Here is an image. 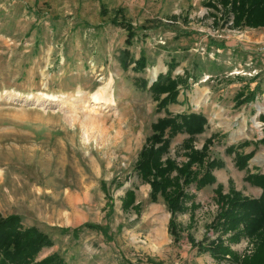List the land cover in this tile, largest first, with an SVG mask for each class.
I'll return each mask as SVG.
<instances>
[{
	"label": "rangeland",
	"instance_id": "rangeland-1",
	"mask_svg": "<svg viewBox=\"0 0 264 264\" xmlns=\"http://www.w3.org/2000/svg\"><path fill=\"white\" fill-rule=\"evenodd\" d=\"M218 1L0 0V217L19 215L53 239L38 260L58 253L71 264H219L187 236H217L209 227L220 186L224 194L262 193L246 178L264 174V146L256 145L264 137V28H233L221 5L209 6ZM122 22L135 32L130 47ZM141 56L146 69L134 72ZM172 61L178 101L158 110L149 88ZM167 112L203 114L208 124L192 145L211 139L209 159L224 164L213 185L188 189L198 208L178 215L177 243L167 204L151 200L135 171L152 125ZM189 138L179 133L168 156L185 162ZM250 153L241 169L237 155ZM127 190L138 213L122 208ZM87 223L108 227L112 239Z\"/></svg>",
	"mask_w": 264,
	"mask_h": 264
},
{
	"label": "trees",
	"instance_id": "trees-1",
	"mask_svg": "<svg viewBox=\"0 0 264 264\" xmlns=\"http://www.w3.org/2000/svg\"><path fill=\"white\" fill-rule=\"evenodd\" d=\"M219 4H209L219 9H224L225 17L233 18V28H264V0H219ZM228 22V20H226ZM117 23L116 21L114 22ZM127 31L126 44L131 46L135 32L130 23L122 22ZM128 55V51H125ZM133 62H131L132 64ZM125 62V67H129ZM147 61L141 56L133 67L134 72H142L146 69ZM178 66L172 61L168 73L160 75L158 80L149 88L154 98L158 101V110L167 108L169 104L176 103L180 93L181 85L179 78H172V70ZM142 84L147 86L145 80ZM163 95H166L163 97ZM241 94L237 98H241ZM264 123V115L260 116ZM208 124L203 114H180L160 118L152 125V135L146 140L141 150L135 171L144 183L151 186V200L156 203L161 196L168 206L171 214L168 231L175 243L181 239L182 227L177 222L178 215L185 214L189 210H195L198 205L194 201L195 194L188 189L196 185V190H202L216 182L214 171L224 166L220 160L209 159V146L212 140L209 139L202 149H196L192 143L196 135L204 132ZM179 133H187L190 138L185 141L187 160L183 163L168 156L172 140ZM245 142L240 146H249ZM256 145L264 146V137L256 142ZM233 146L228 151H233ZM253 157V153L237 155V165L243 169ZM252 185L260 187L262 193L258 198L243 196L240 192L231 191L224 194L221 186L217 188L218 213L210 224L209 229L217 235L214 239L204 238L196 240L188 235V240L199 254H209L219 264H264V174H252L246 178ZM136 193L134 190H127L122 199V208L125 212L134 209L140 211V205H135ZM190 204V206H188ZM193 215L189 228L193 227ZM85 228L95 230L112 239L109 235V228L100 224L87 223ZM69 229H64L67 233ZM79 229H74L78 234ZM248 240L252 244L251 251L239 253L233 249L234 245ZM54 246L53 239L37 227H26L19 215L0 217V264H71L54 253L38 260L44 249ZM153 264L154 260L149 259Z\"/></svg>",
	"mask_w": 264,
	"mask_h": 264
},
{
	"label": "bare ground",
	"instance_id": "bare-ground-1",
	"mask_svg": "<svg viewBox=\"0 0 264 264\" xmlns=\"http://www.w3.org/2000/svg\"><path fill=\"white\" fill-rule=\"evenodd\" d=\"M157 74H158V70L157 69H155L154 71H153V77H155V76H157ZM202 96H205V94H201ZM200 95V96H201ZM243 127H245V126H243Z\"/></svg>",
	"mask_w": 264,
	"mask_h": 264
},
{
	"label": "water",
	"instance_id": "water-1",
	"mask_svg": "<svg viewBox=\"0 0 264 264\" xmlns=\"http://www.w3.org/2000/svg\"><path fill=\"white\" fill-rule=\"evenodd\" d=\"M156 78L157 77L153 78L150 83H153L154 81H156Z\"/></svg>",
	"mask_w": 264,
	"mask_h": 264
},
{
	"label": "crops",
	"instance_id": "crops-1",
	"mask_svg": "<svg viewBox=\"0 0 264 264\" xmlns=\"http://www.w3.org/2000/svg\"><path fill=\"white\" fill-rule=\"evenodd\" d=\"M46 255H47V254L43 255L42 258L45 257Z\"/></svg>",
	"mask_w": 264,
	"mask_h": 264
}]
</instances>
